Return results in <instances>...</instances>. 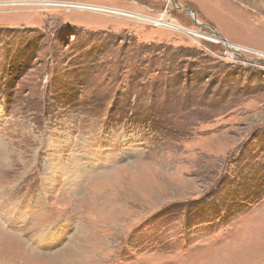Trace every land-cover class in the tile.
I'll list each match as a JSON object with an SVG mask.
<instances>
[{"label":"rangeland","instance_id":"1","mask_svg":"<svg viewBox=\"0 0 264 264\" xmlns=\"http://www.w3.org/2000/svg\"><path fill=\"white\" fill-rule=\"evenodd\" d=\"M0 264H264V0H0Z\"/></svg>","mask_w":264,"mask_h":264},{"label":"trees","instance_id":"2","mask_svg":"<svg viewBox=\"0 0 264 264\" xmlns=\"http://www.w3.org/2000/svg\"><path fill=\"white\" fill-rule=\"evenodd\" d=\"M203 77V76H202ZM197 80H200L199 77H197ZM201 81V80H200ZM252 149H249L247 152H251ZM240 170V169H239ZM230 180V179H229ZM228 181H220L219 182V185H220V189L223 187V185H225ZM246 193L245 195H242V197H248L250 195L252 196H255V193H254V189L251 188V186H247L246 187ZM238 198V197H237ZM227 199H229L230 201L231 200H234V199H231V198H227L225 195H222V200L223 202L224 201H227ZM260 203L259 200H249V201H238L237 203H234L233 201V205H231L230 207H234V210L232 211L234 214L233 216V219L234 218H237V217H240V216H243L245 214H248L249 212L252 211V208H254L253 206H257L258 204ZM223 216V212H222V215L218 217V219H220L221 217ZM232 216V214H227L226 217L223 216L224 220L226 221L225 223H229V219L228 217Z\"/></svg>","mask_w":264,"mask_h":264},{"label":"bare ground","instance_id":"3","mask_svg":"<svg viewBox=\"0 0 264 264\" xmlns=\"http://www.w3.org/2000/svg\"><path fill=\"white\" fill-rule=\"evenodd\" d=\"M171 1V0H170ZM104 10H106V9H104ZM108 11H110V12H113L112 10H109V9H107ZM120 13H122V14H125V15H129V16H133V15H131V14H129V13H127V12H120ZM192 13V12H191ZM193 15V14H192ZM155 23L156 24H158V25H160V24H167L168 26H173V27H178V29L180 28L179 26H177V25H175V22H173L174 24H172V23H167V20L166 19H160V20H158V21H155ZM181 29V28H180ZM196 35V37H199L197 34H195ZM241 49H240V47L239 46H234V51H240Z\"/></svg>","mask_w":264,"mask_h":264},{"label":"water","instance_id":"4","mask_svg":"<svg viewBox=\"0 0 264 264\" xmlns=\"http://www.w3.org/2000/svg\"><path fill=\"white\" fill-rule=\"evenodd\" d=\"M169 1V0H168ZM87 8H89V7H87ZM179 9H181V10H185V11H187V12H191V10L189 9V8H185V7H179ZM197 24H199L198 22H197Z\"/></svg>","mask_w":264,"mask_h":264}]
</instances>
